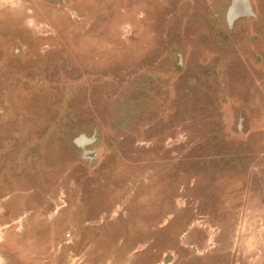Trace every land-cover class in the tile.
<instances>
[{"label": "rangeland", "instance_id": "rangeland-1", "mask_svg": "<svg viewBox=\"0 0 264 264\" xmlns=\"http://www.w3.org/2000/svg\"><path fill=\"white\" fill-rule=\"evenodd\" d=\"M0 264H264V0H0Z\"/></svg>", "mask_w": 264, "mask_h": 264}]
</instances>
